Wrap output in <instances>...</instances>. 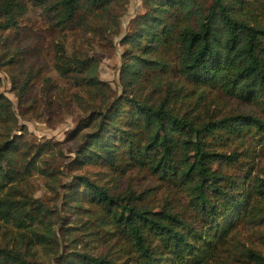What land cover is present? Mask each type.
Segmentation results:
<instances>
[{
  "label": "trees",
  "instance_id": "1",
  "mask_svg": "<svg viewBox=\"0 0 264 264\" xmlns=\"http://www.w3.org/2000/svg\"><path fill=\"white\" fill-rule=\"evenodd\" d=\"M129 2L0 0V58L19 62L21 50L12 43L29 4L41 7L59 30L83 23L103 35L109 29L105 22L121 26ZM144 5L122 44L139 71L165 77L162 87L130 93L139 71L127 63L115 89L100 79L95 56L53 46L58 74L89 87L96 98L70 133L77 139L72 164L102 165L126 178L125 187L74 174L61 195L87 219L68 225L59 212L56 222L64 227L56 232L50 225L53 209L17 184L21 170L34 168L50 147L20 138L0 143V219L19 229L17 241L0 242V264H47L31 250L33 243L45 246L51 264H264V255L244 239L250 231L264 242V176L241 166L242 152L218 148L226 134L246 128L264 144V24L234 14L230 0H144ZM90 17L102 23L91 28ZM30 81L14 79L21 103L37 101ZM182 84L236 98L263 114L209 115L198 112L197 103L182 110L176 106ZM44 85L45 99L53 103L56 82L46 79ZM4 114L14 116V106L0 92V120ZM138 177L182 190L187 213L169 203L159 209L145 204L151 189H139ZM47 220L45 229L32 228Z\"/></svg>",
  "mask_w": 264,
  "mask_h": 264
},
{
  "label": "rangeland",
  "instance_id": "2",
  "mask_svg": "<svg viewBox=\"0 0 264 264\" xmlns=\"http://www.w3.org/2000/svg\"><path fill=\"white\" fill-rule=\"evenodd\" d=\"M230 4L232 12L237 16L252 23L264 24V0H247L242 5L235 0H230ZM144 10V0H130L124 11L121 10V6H118L117 11L123 12L121 26L118 27L111 21L105 22L108 23L109 29L105 30L103 35H95V32H92L95 28L90 30V27L83 23L82 25L75 24L68 30H59L51 24L41 7L29 4L20 34L12 43V48L17 46L21 50L18 64L8 63L7 59L0 58V92L5 94L14 106V116L4 114L0 120V143L20 138L22 143H47L50 147L36 160L34 168L24 172L21 170L22 174L17 184L29 189L32 195L53 209V220L50 225L56 232L64 227L56 222L59 212L66 217L68 225L70 222L71 225H80L87 219L78 214L77 209L70 206L69 202H65L61 195L65 191V186L73 183L74 174L86 173L116 189L125 187L126 178L119 177L102 165L87 164L76 167L72 164L77 139L70 138V133L86 115V107L95 103L96 98L89 87L75 86L73 82L63 79L58 74L53 64V46L59 43L70 52L90 53L95 56L98 61L100 79L117 89L125 64L129 63L134 70L139 71L131 61V57H125L128 46L122 44V39L134 15L139 12L143 13ZM89 20L93 25L91 28L98 27L102 23H96L91 17ZM2 43L0 39V46ZM151 56L156 55L149 57ZM132 77H134L133 74H127L128 79ZM17 78L25 80L30 78V87H32L30 91L38 96L37 101L34 102L32 98L26 103L20 102L17 86L14 84V79ZM46 79L56 82V86L51 91L53 103L46 101L44 96L47 89L44 85ZM133 81V84L129 86V92L141 94L152 90L157 85L162 87L165 77L151 74L140 68ZM178 88L182 90L179 91L176 106L182 110L193 107L194 103H197V111L209 115L263 114L252 104L222 95L206 87L182 84ZM52 95H55V98H52ZM258 139L251 129L246 128L239 132L226 134L219 142L218 148L227 152L233 150L242 152L241 166L246 168L252 176H264V144ZM35 149L33 146V153ZM136 179L139 189H151L144 199L145 204L159 209L169 203L174 211L187 213L188 200L182 190L155 180L150 182L142 177ZM84 207H87V204H84ZM47 224L48 220L46 223H35L32 228L45 229ZM60 225L61 228H59ZM18 232L19 229L13 222L0 219V242L17 241ZM244 239L250 248L264 255V242L254 233L246 231ZM30 248L39 255L42 261L45 260L44 262L51 264L46 257L47 251L43 244L33 243ZM231 264L253 263L231 261Z\"/></svg>",
  "mask_w": 264,
  "mask_h": 264
}]
</instances>
